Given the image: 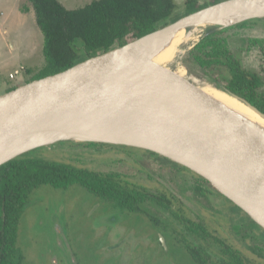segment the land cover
Segmentation results:
<instances>
[{
  "label": "rangeland",
  "instance_id": "obj_1",
  "mask_svg": "<svg viewBox=\"0 0 264 264\" xmlns=\"http://www.w3.org/2000/svg\"><path fill=\"white\" fill-rule=\"evenodd\" d=\"M92 1L57 0L67 10ZM195 1L201 10L228 0ZM173 2L172 17L158 29L187 15L186 0ZM204 30L170 69L183 70L187 78L219 88L189 57L213 29ZM221 35L241 67L255 73L264 84V18L253 19L243 28L224 30ZM133 41L128 36L124 46ZM42 42L31 3L0 0V92L27 84L36 75L44 64ZM263 93L264 85L255 94ZM78 143L86 142H57L31 152L45 161L121 176L144 193L142 210L154 220L142 211L130 213L98 199L77 183L67 188L42 185L28 195L20 217L17 248L23 255L21 264H197L185 243L198 248L209 264H227L229 249L240 264H264V229L202 177L159 154L122 153ZM162 194H173L181 205L175 203L168 210L148 196Z\"/></svg>",
  "mask_w": 264,
  "mask_h": 264
},
{
  "label": "water",
  "instance_id": "obj_2",
  "mask_svg": "<svg viewBox=\"0 0 264 264\" xmlns=\"http://www.w3.org/2000/svg\"><path fill=\"white\" fill-rule=\"evenodd\" d=\"M238 3L239 0H228L208 6L126 46L161 39L179 29L201 24L209 20L210 12L219 8L237 10ZM258 18H264V14L240 19L227 27ZM113 51L1 94L0 147L86 126L151 130L200 157L208 169L175 155L161 156L208 181L264 229V145L186 81L159 67L112 57ZM217 89L264 119V114L244 99ZM42 147L26 143L0 151V166Z\"/></svg>",
  "mask_w": 264,
  "mask_h": 264
},
{
  "label": "trees",
  "instance_id": "obj_3",
  "mask_svg": "<svg viewBox=\"0 0 264 264\" xmlns=\"http://www.w3.org/2000/svg\"><path fill=\"white\" fill-rule=\"evenodd\" d=\"M27 1L32 5L36 24L43 36L44 58L43 66L28 82L61 73L87 59L108 53L116 47L120 48L127 44L128 36L136 40L150 34L161 24H167L176 8L173 0H94L72 10H67L57 0ZM196 4L195 0H186L185 13L188 15L198 11L200 8ZM175 20L177 19L171 21ZM252 21L253 19L246 20L223 30H211L193 47L189 57L196 66L210 75L219 88L244 99L264 114V93L258 97L255 94L262 89L263 82L260 83L255 74L246 72L241 67L239 60L232 54L227 39L221 35L224 30L243 28ZM81 52L84 56L80 55ZM27 73H31V70ZM211 76H215V79ZM78 144L114 149L122 153L127 150L157 155L121 145ZM32 152L0 166V264L22 263L23 255L17 248L19 221L28 195L39 186L67 188L70 184L77 183L86 187L98 199L110 202L121 210L143 212L144 193L138 192L134 184L131 185L121 176L100 175L70 164L45 161L33 157ZM148 196L168 210H172L175 203L181 205L173 194ZM235 208L241 211L236 206ZM143 214L151 218L147 213ZM190 228L193 229L192 225ZM204 234L210 238L206 232ZM184 246L197 264H209L201 257L198 248L189 243ZM227 264H240V260L230 249Z\"/></svg>",
  "mask_w": 264,
  "mask_h": 264
},
{
  "label": "bare ground",
  "instance_id": "obj_4",
  "mask_svg": "<svg viewBox=\"0 0 264 264\" xmlns=\"http://www.w3.org/2000/svg\"><path fill=\"white\" fill-rule=\"evenodd\" d=\"M263 14L264 0H239L237 10L231 11L225 8H219L209 13V20L206 22L189 28L179 29L161 39L120 48L113 51L110 56L139 61L173 73L175 76L186 81L193 89L203 95L219 110L229 116L264 145V119L234 97L227 95L212 85L202 83L196 78H187L183 70L171 71L170 69L176 58L184 54L185 48L198 40L201 29L227 27L240 19H247L254 15ZM198 78H200V76ZM65 140L141 147L149 149L159 155H175L206 170L208 169L205 161L183 148L178 142L147 129L127 130L115 127L86 126L76 131L39 135L12 141L1 146L0 151L10 149L20 144L29 143L33 146L44 147L45 145Z\"/></svg>",
  "mask_w": 264,
  "mask_h": 264
},
{
  "label": "flooded vegetation",
  "instance_id": "obj_5",
  "mask_svg": "<svg viewBox=\"0 0 264 264\" xmlns=\"http://www.w3.org/2000/svg\"><path fill=\"white\" fill-rule=\"evenodd\" d=\"M185 16H186V15H185ZM181 18H182V17H181ZM178 19H179V18H178ZM178 19H177V20H178ZM175 21H176V20H175ZM173 22H174V21H173ZM253 74H255V73H253ZM255 75H256V74H255ZM256 76H257V75H256ZM257 77H258V76H257ZM258 78H259V77H258ZM259 81H260V83H262V81H261L260 78H259ZM185 244H186V243H185ZM185 244H184V245H185Z\"/></svg>",
  "mask_w": 264,
  "mask_h": 264
},
{
  "label": "crops",
  "instance_id": "obj_6",
  "mask_svg": "<svg viewBox=\"0 0 264 264\" xmlns=\"http://www.w3.org/2000/svg\"><path fill=\"white\" fill-rule=\"evenodd\" d=\"M23 15H25V14H23ZM9 24V23H8ZM41 33V32H40ZM42 35V34H41ZM42 39H43V36H42ZM42 44H43V42H42ZM43 66V65H42ZM28 70H31V69H28ZM28 70H26V71H28ZM32 71V70H31ZM10 76V75H9ZM4 92V91H3ZM2 94H4V93H2Z\"/></svg>",
  "mask_w": 264,
  "mask_h": 264
},
{
  "label": "built area",
  "instance_id": "obj_7",
  "mask_svg": "<svg viewBox=\"0 0 264 264\" xmlns=\"http://www.w3.org/2000/svg\"><path fill=\"white\" fill-rule=\"evenodd\" d=\"M15 74H17V72H15ZM9 77H10V78H14L13 75H10Z\"/></svg>",
  "mask_w": 264,
  "mask_h": 264
}]
</instances>
